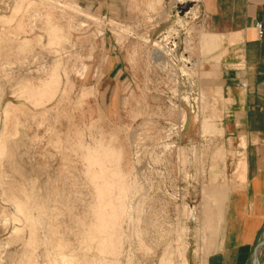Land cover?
<instances>
[{
  "label": "rangeland",
  "instance_id": "obj_1",
  "mask_svg": "<svg viewBox=\"0 0 264 264\" xmlns=\"http://www.w3.org/2000/svg\"><path fill=\"white\" fill-rule=\"evenodd\" d=\"M158 2L116 18L82 0H0V264H202L214 246L222 55L193 23L148 38L140 17ZM167 37L180 74L154 57Z\"/></svg>",
  "mask_w": 264,
  "mask_h": 264
},
{
  "label": "crops",
  "instance_id": "obj_2",
  "mask_svg": "<svg viewBox=\"0 0 264 264\" xmlns=\"http://www.w3.org/2000/svg\"><path fill=\"white\" fill-rule=\"evenodd\" d=\"M82 1L101 12L114 11L119 18L127 15L131 2L149 5L156 0ZM157 1L152 11L140 17L149 21L148 38L165 34L161 26L170 20H186L207 29L212 56L222 55L228 192L215 244L202 264H251L256 245L264 239V0H191L197 3L181 21L172 14L177 0ZM115 68L122 76L127 67L116 60ZM259 263L264 264V248Z\"/></svg>",
  "mask_w": 264,
  "mask_h": 264
},
{
  "label": "built area",
  "instance_id": "obj_3",
  "mask_svg": "<svg viewBox=\"0 0 264 264\" xmlns=\"http://www.w3.org/2000/svg\"><path fill=\"white\" fill-rule=\"evenodd\" d=\"M186 3V4H185ZM197 1H191V0H177L176 6L172 10V14L175 16H179L180 21L181 19L188 14L190 8L195 6ZM189 4L187 10L183 11L182 8L184 7L183 5ZM181 25L186 24L185 21H181ZM259 26V25H258ZM164 43V44H162ZM161 44V47L158 49V51L155 53L154 57L160 58L163 62V68H161L162 72L165 74H173V72H182L181 68L176 66V64L172 61V58L175 57V49L177 48V39L176 37H167L165 40H163ZM182 50L180 48V54H181V59L183 60L185 57L184 55L182 56Z\"/></svg>",
  "mask_w": 264,
  "mask_h": 264
},
{
  "label": "water",
  "instance_id": "obj_4",
  "mask_svg": "<svg viewBox=\"0 0 264 264\" xmlns=\"http://www.w3.org/2000/svg\"><path fill=\"white\" fill-rule=\"evenodd\" d=\"M189 4H187L186 6H184L182 8L183 11L187 10ZM264 248V239L262 241H260L255 249H254V253H253V258H252V261H251V264H259V259H260V256L258 255V252H261L262 249Z\"/></svg>",
  "mask_w": 264,
  "mask_h": 264
},
{
  "label": "bare ground",
  "instance_id": "obj_5",
  "mask_svg": "<svg viewBox=\"0 0 264 264\" xmlns=\"http://www.w3.org/2000/svg\"><path fill=\"white\" fill-rule=\"evenodd\" d=\"M186 4V3H185ZM183 6H185V5H183ZM18 8V7H17ZM82 10V9H81ZM79 16V15H78ZM19 27V26H18ZM160 38V37H159ZM158 41V40H157ZM34 89V88H33ZM41 89V88H40ZM39 90V89H38ZM38 90H34V91H38ZM246 171V170H245ZM261 252H258V255L260 254Z\"/></svg>",
  "mask_w": 264,
  "mask_h": 264
}]
</instances>
